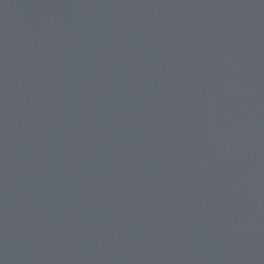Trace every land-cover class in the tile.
Masks as SVG:
<instances>
[{
    "label": "water",
    "instance_id": "95a60500",
    "mask_svg": "<svg viewBox=\"0 0 264 264\" xmlns=\"http://www.w3.org/2000/svg\"><path fill=\"white\" fill-rule=\"evenodd\" d=\"M0 264H264V0H0Z\"/></svg>",
    "mask_w": 264,
    "mask_h": 264
}]
</instances>
